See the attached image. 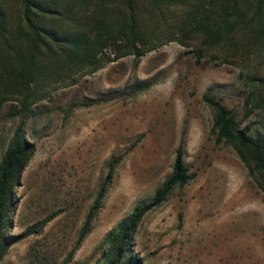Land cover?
Masks as SVG:
<instances>
[{
    "label": "rangeland",
    "instance_id": "rangeland-1",
    "mask_svg": "<svg viewBox=\"0 0 264 264\" xmlns=\"http://www.w3.org/2000/svg\"><path fill=\"white\" fill-rule=\"evenodd\" d=\"M186 9L169 0L163 21L147 22L151 43L161 44L139 58L116 57L108 47L96 71L53 74L42 81L43 97L17 94L0 104V159L21 120L35 145L14 190L8 235L55 215L13 243L0 264H101V241L152 197L179 144L196 175L140 221L133 249L142 264H264V191L235 149L216 141L203 100L216 98L253 137H264V88L240 75H264V54L244 51L240 34L238 47L206 45L182 28ZM113 159L119 162L101 208L69 258Z\"/></svg>",
    "mask_w": 264,
    "mask_h": 264
},
{
    "label": "trees",
    "instance_id": "trees-1",
    "mask_svg": "<svg viewBox=\"0 0 264 264\" xmlns=\"http://www.w3.org/2000/svg\"><path fill=\"white\" fill-rule=\"evenodd\" d=\"M187 7L182 28L200 35L208 46L238 47L264 54V0H180ZM169 0H0V104L22 94L45 95L42 81L51 75L74 77L77 70L96 71L113 48L116 57L132 53L136 58L161 44L151 43L147 22L163 21ZM181 28V26H180ZM181 28V29H182ZM203 49L193 50L197 58ZM226 62L229 60L224 58ZM256 88H264V75L240 72ZM146 87V86H145ZM126 92L135 94L137 90ZM256 91L251 92V97ZM44 94V95H43ZM212 110L216 141L231 145L245 162L250 175L264 191V137H253L250 125L242 126L236 115L216 98L204 94ZM258 101H264V96ZM26 102V101H25ZM23 110H28L27 102ZM14 114V113H12ZM35 151L24 134L21 120L0 159V261L18 240L38 233L55 216L51 214L23 233L8 235L14 208L13 194L19 177ZM119 159L109 162L97 196L89 208L71 258L89 234L101 208ZM196 175L184 162L182 144L176 148L171 172L149 200L137 205L103 238L101 264H142L133 249L134 234L144 215L161 205L175 187H183ZM98 264V263H95Z\"/></svg>",
    "mask_w": 264,
    "mask_h": 264
}]
</instances>
